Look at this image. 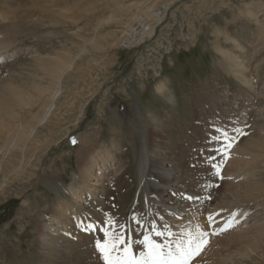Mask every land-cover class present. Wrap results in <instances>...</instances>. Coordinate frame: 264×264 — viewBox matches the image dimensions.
Listing matches in <instances>:
<instances>
[{"label": "rangeland", "instance_id": "obj_1", "mask_svg": "<svg viewBox=\"0 0 264 264\" xmlns=\"http://www.w3.org/2000/svg\"><path fill=\"white\" fill-rule=\"evenodd\" d=\"M162 9L155 33L172 50L145 77L119 45ZM217 128L248 134L218 154ZM144 145L175 176L174 226L160 228L211 231L210 213L214 227L237 213L209 237L224 245L190 264H264V0H0V264H103L94 244L106 219L139 238L130 218L147 224L158 195L140 185Z\"/></svg>", "mask_w": 264, "mask_h": 264}, {"label": "snow or ice", "instance_id": "obj_2", "mask_svg": "<svg viewBox=\"0 0 264 264\" xmlns=\"http://www.w3.org/2000/svg\"><path fill=\"white\" fill-rule=\"evenodd\" d=\"M235 135H231L226 128H217L218 133L210 137L212 141L220 143V148L215 149L218 154L226 153L233 143L241 135L239 128L232 130ZM74 144L75 140L72 141ZM214 159V157H211ZM214 175H219V165H211ZM187 199H197V197H186ZM219 213H210L207 216L208 228L205 231L200 224L194 227H186L180 232H173L165 224L163 228L156 225L154 221L145 224L139 217L133 215L130 219L136 223L138 228H144L139 238H133L130 227L127 223L121 224L114 219H106L105 227L101 228L104 233L102 240H96L95 250L99 253V259L103 264H190L191 260L198 255L209 242V237L219 235L234 226L236 212H233L230 219L222 227H214L215 217ZM247 215V214H245ZM80 225H78L79 227ZM85 231H94L95 225L84 226ZM139 248L135 252V248Z\"/></svg>", "mask_w": 264, "mask_h": 264}, {"label": "bare ground", "instance_id": "obj_3", "mask_svg": "<svg viewBox=\"0 0 264 264\" xmlns=\"http://www.w3.org/2000/svg\"><path fill=\"white\" fill-rule=\"evenodd\" d=\"M67 67H70V64L67 66ZM63 76V74H62ZM60 82V77L58 78V83ZM59 93V89H57L56 91H54L52 93V95L50 96V101H49V104L48 106L45 108L44 110V113L42 114V116L40 117V119H37V122L35 123V125L30 129V133L29 135L31 134V132L35 129V127L37 125H40L42 124L43 122H45V120L47 121V116L49 115L50 111L53 109L54 107V99L55 97H57ZM6 146V144H4V147ZM13 146V141L11 143H9V145H7L5 148L6 149H10L11 147ZM139 158H138V161H137V165H138V171H139V176H140V185L141 184H146V185H149V186H152L154 187L157 192H158V195H153V196H149V203L151 204V207L152 209L155 211L153 212V214H150L152 216H150V219L148 220L147 224L151 221H154L156 223V225L159 227V223L160 222H163V220L166 218L169 219V222L170 224H172L174 226V221L175 219H173V216L170 215L171 211H166L167 209H171L172 205L177 203V200L175 199H171L169 196H166V191H171V190H174L172 189V187L170 186V184H167V183H170L169 181L170 180H173L175 178V176L173 177V173L170 172L171 169L169 167H166V163H153L152 160L153 159V156L151 153H148L146 152V145H144L141 149H140V154H139ZM173 186V185H172ZM72 188V187H71ZM174 188V187H173ZM183 188V187H182ZM176 189V188H175ZM178 189V188H177ZM183 192V191H182ZM70 193V191H69ZM71 195L75 196L76 194L80 195L79 194V190H77V188L75 189H71ZM81 196V195H80ZM180 197V196H179ZM176 198V197H175ZM185 200V198H184ZM165 205L166 204V208L165 209H160L159 206L160 205ZM161 205V206H162ZM182 205V204H181ZM136 205H132L131 206V212L134 211L135 212V207ZM174 207V206H173ZM164 208V207H163ZM137 210V209H136ZM179 210V209H178ZM134 214V213H133ZM186 214V213H185ZM64 213L63 211L60 213L59 217V221L56 222V223H53L51 226H48V230L49 231H52L53 229L57 228V227H60L61 225L59 223L62 222V224L64 225L65 221H63V216ZM75 215H77V213H75ZM79 215V214H78ZM135 215V214H134ZM182 215V214H181ZM178 216V215H177ZM75 217V216H74ZM186 217V216H185ZM76 219H77V222L79 221L78 220V217L76 216ZM181 219V218H180ZM183 219V218H182ZM173 220V221H172ZM177 221V220H176ZM165 222V221H164ZM190 222V223H189ZM189 225L191 227H194V224L193 221H189ZM169 224V223H168ZM192 224V225H191ZM66 225V224H65ZM178 225H180V223H178ZM178 225H176L178 227ZM184 224L182 223V226ZM170 226V225H169ZM80 227H84V224L80 225ZM172 228V227H171ZM142 231H144L143 228H141ZM173 230V229H172ZM177 230V229H175ZM222 244L221 241H218L214 244V247L215 248H219V247H222ZM228 244H225V247H227ZM213 247V244L211 243L210 241V238H209V242L207 243V245L203 248V251L205 252H208V248H214Z\"/></svg>", "mask_w": 264, "mask_h": 264}, {"label": "built area", "instance_id": "obj_4", "mask_svg": "<svg viewBox=\"0 0 264 264\" xmlns=\"http://www.w3.org/2000/svg\"><path fill=\"white\" fill-rule=\"evenodd\" d=\"M165 10L155 11V15L141 18L136 21L130 36L126 35L120 41V48L126 51H133L136 60L134 62V70L136 74L147 77L148 75L158 76L159 57L168 56L172 50L171 43L155 33L156 27L163 20ZM152 40H160L165 42V50L152 48ZM150 52H158V60H150ZM169 59V56H168ZM141 72V73H138Z\"/></svg>", "mask_w": 264, "mask_h": 264}]
</instances>
